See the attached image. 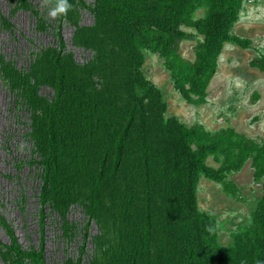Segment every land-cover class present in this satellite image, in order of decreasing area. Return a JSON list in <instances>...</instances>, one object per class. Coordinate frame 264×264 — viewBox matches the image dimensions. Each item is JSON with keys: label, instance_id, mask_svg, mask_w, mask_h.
Wrapping results in <instances>:
<instances>
[{"label": "trees", "instance_id": "16d2710c", "mask_svg": "<svg viewBox=\"0 0 264 264\" xmlns=\"http://www.w3.org/2000/svg\"><path fill=\"white\" fill-rule=\"evenodd\" d=\"M12 1L40 31L52 29L55 43L35 52L27 67L1 59L15 106L29 115L41 232L38 246L24 247L0 214L10 236L7 243L0 238L4 261L46 264L48 213L72 239L68 212L79 205L88 220L73 264H81L91 221L99 232L90 264H264V187L251 224L231 245L220 242L216 215L198 203L202 176L230 191L227 174L250 158L264 180V142L234 127L210 131L167 115L163 92L144 71L147 49L165 59L188 104L207 103L225 44L253 43L234 32L244 0H41L42 7ZM201 7L205 14L196 17ZM81 10L93 15L90 25L81 24ZM63 23L74 26L73 41L92 51L90 59L78 63L67 50ZM188 28L202 36L193 60L182 49L193 37ZM250 64L264 71V55ZM44 85L53 89L50 97L40 93Z\"/></svg>", "mask_w": 264, "mask_h": 264}, {"label": "rangeland", "instance_id": "374dc122", "mask_svg": "<svg viewBox=\"0 0 264 264\" xmlns=\"http://www.w3.org/2000/svg\"><path fill=\"white\" fill-rule=\"evenodd\" d=\"M92 3L94 0H86ZM42 7L41 0H32ZM205 14L201 7L196 17ZM5 19L9 25L5 24ZM49 20L54 21L50 13ZM93 15L81 10V24L90 25ZM193 37L182 43L184 55L195 58V45L202 36L188 28ZM74 26L63 23L61 33L67 50L78 63L91 58L92 51L73 41ZM234 32L253 41L248 48L235 43H226L219 58L218 70L208 91V102L202 105L188 104L174 85L165 59L157 53L144 50V71L163 92L167 103V115H175L188 125L202 124L210 131L234 127L238 132L264 142V71L251 66L253 58L264 55V0H244ZM55 43L52 29L40 31L36 18L27 10L19 9L12 0H0V214L13 228L24 247L38 246L41 240L39 221L40 179L36 168L28 163L31 158L29 115L16 108L13 95L2 77L1 59L14 60L20 67H27L31 56L44 46ZM40 93L50 97L53 89L44 85ZM208 163L219 167L221 162L214 156ZM231 186L202 176L198 189V203L201 210L211 211L217 217L219 240L231 245L234 235L251 224L252 212L262 195L264 180L255 177L252 158L239 170L227 174ZM74 234L67 239L62 233L59 218L50 212L45 222L44 249L46 264H73L80 254L83 230L87 215L79 205H73L68 212ZM98 224L91 221L85 241V252L81 264H90L95 252V237ZM0 238L10 241L5 227L0 223ZM0 264H8L0 254Z\"/></svg>", "mask_w": 264, "mask_h": 264}]
</instances>
